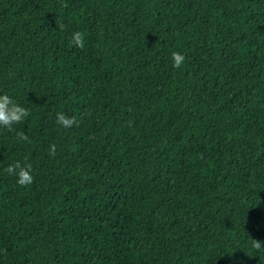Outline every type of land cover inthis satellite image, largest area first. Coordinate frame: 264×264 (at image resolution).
Listing matches in <instances>:
<instances>
[{
	"label": "trees",
	"instance_id": "1",
	"mask_svg": "<svg viewBox=\"0 0 264 264\" xmlns=\"http://www.w3.org/2000/svg\"><path fill=\"white\" fill-rule=\"evenodd\" d=\"M0 94V264H264V0H0Z\"/></svg>",
	"mask_w": 264,
	"mask_h": 264
},
{
	"label": "clouds",
	"instance_id": "2",
	"mask_svg": "<svg viewBox=\"0 0 264 264\" xmlns=\"http://www.w3.org/2000/svg\"><path fill=\"white\" fill-rule=\"evenodd\" d=\"M72 44L78 48L84 47V34L77 31L72 34ZM172 61V67L179 69L184 62L185 57L183 54L173 51L170 54ZM30 115L29 110L26 107L16 103L9 95L0 94V127L7 128L12 131V126L21 123L26 117ZM55 122L63 128H70L72 126H78L77 118L75 116H67L63 112L55 114ZM17 142L27 141L29 137L24 132H17ZM48 154L55 156L56 145L50 144L48 148ZM4 171L9 175H15L17 178V184L20 186H27L33 182V176L31 175L32 167L30 164H22L19 161L8 165ZM262 241L254 240L253 246L256 249H260Z\"/></svg>",
	"mask_w": 264,
	"mask_h": 264
}]
</instances>
